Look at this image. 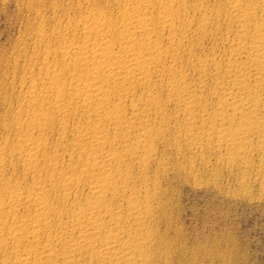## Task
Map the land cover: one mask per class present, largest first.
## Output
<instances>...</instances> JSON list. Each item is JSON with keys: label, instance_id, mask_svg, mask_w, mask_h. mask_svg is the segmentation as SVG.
<instances>
[{"label": "bare ground", "instance_id": "6f19581e", "mask_svg": "<svg viewBox=\"0 0 264 264\" xmlns=\"http://www.w3.org/2000/svg\"><path fill=\"white\" fill-rule=\"evenodd\" d=\"M22 1L0 264H215L187 247L173 181L264 203V0Z\"/></svg>", "mask_w": 264, "mask_h": 264}, {"label": "rangeland", "instance_id": "374dc122", "mask_svg": "<svg viewBox=\"0 0 264 264\" xmlns=\"http://www.w3.org/2000/svg\"><path fill=\"white\" fill-rule=\"evenodd\" d=\"M15 2L17 3L15 4ZM23 3L25 2L22 0H0V55H3L4 57L1 58L0 56V65L2 63L0 70L1 67L5 69H2L3 72L1 70L2 73L0 72V75H2L4 71L6 73L8 72L6 70L8 68L7 60L10 59V56L12 55L16 46L18 47L20 45L19 43L23 41L22 37L25 29H22V24L24 23L23 25L25 28L26 26L33 23L32 17H30L31 20L28 17L30 14L28 13L27 9H25L26 11L24 10L26 7H24L25 5H22ZM19 10L23 12L19 13ZM23 13L26 15H23V19H25L20 20L19 18H22ZM27 20L32 22H29L25 25V23L28 22ZM15 40L20 41L16 42ZM5 56L9 59L6 58V60H2L5 59ZM2 61L7 62L6 64L4 62L6 67H4ZM5 75L6 74L2 75L3 78L0 76V83L3 82L1 83L2 86H0V97H2L4 94V96H6L7 93H10L9 89H7L8 92L6 89H3L4 82H7L4 80ZM1 91L5 92L3 93ZM0 109L3 108L0 107ZM3 110H0V112L3 113ZM200 177L201 179H199ZM206 177L207 176L205 175L199 176L198 180H196V183L200 182V185L194 184L192 181L186 182L181 178H176L173 181V187H175V190L173 188V192L175 195L173 193L172 196L174 197L172 198L171 196V198L173 203L176 202L175 207L177 208L174 210L175 215H177L176 221L179 223H177V226L186 240L185 243L188 245L186 246L190 248L191 245V248H194L195 250L199 249L198 254L200 253L199 257L201 259L208 258L206 254H208V256L212 255L210 257L215 264H223V262L224 264H229V262L230 264H264V203L262 204V202L257 200L252 201L233 195L231 189H226V187L228 188L229 186V181H226L225 177L221 178L219 181L221 184L217 182V185L211 181L212 179L209 177L206 179ZM203 180L205 181V184H201ZM222 180H225V183ZM224 185L227 186L224 187ZM220 188H222L221 190L225 188V190L220 192L218 191ZM185 235L187 238H185ZM192 242L194 243V246H192ZM196 243L198 245H195ZM235 250L237 251L235 252ZM205 251L207 252L205 253ZM223 256L224 258L227 257L228 260H226L227 258L224 259Z\"/></svg>", "mask_w": 264, "mask_h": 264}]
</instances>
